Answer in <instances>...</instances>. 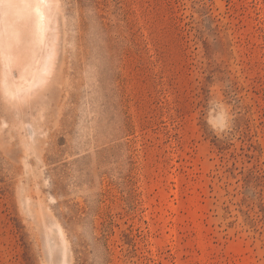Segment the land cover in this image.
I'll use <instances>...</instances> for the list:
<instances>
[{
	"label": "rangeland",
	"instance_id": "374dc122",
	"mask_svg": "<svg viewBox=\"0 0 264 264\" xmlns=\"http://www.w3.org/2000/svg\"><path fill=\"white\" fill-rule=\"evenodd\" d=\"M0 264H264V0H0Z\"/></svg>",
	"mask_w": 264,
	"mask_h": 264
}]
</instances>
